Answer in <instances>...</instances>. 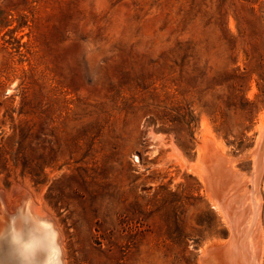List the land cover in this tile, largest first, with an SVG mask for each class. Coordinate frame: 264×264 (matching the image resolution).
Masks as SVG:
<instances>
[{
	"label": "rangeland",
	"instance_id": "obj_1",
	"mask_svg": "<svg viewBox=\"0 0 264 264\" xmlns=\"http://www.w3.org/2000/svg\"><path fill=\"white\" fill-rule=\"evenodd\" d=\"M263 116L264 0H0V206H40L63 264H225L215 161L264 264Z\"/></svg>",
	"mask_w": 264,
	"mask_h": 264
},
{
	"label": "bare ground",
	"instance_id": "obj_2",
	"mask_svg": "<svg viewBox=\"0 0 264 264\" xmlns=\"http://www.w3.org/2000/svg\"><path fill=\"white\" fill-rule=\"evenodd\" d=\"M261 121H262L261 126H260L261 136L259 139L258 147H257L256 152H255V156H256V159H255L256 163L255 164L256 165L258 164V162H260L261 158L264 157V146L261 147V144L263 143V138H264V116L262 117ZM262 148H263V150H262ZM217 159L219 160V158H217ZM221 163H223V162H221ZM211 165H212V173L209 171V168H207L205 166L204 162L199 165L197 170L205 181L207 179H209V181L211 182L210 184L213 187L210 189L209 192H211L214 200L217 201L216 206L222 212L225 221L227 222V224L229 225V227L231 229V233H232L231 239L228 243V246H227L225 253L223 252L224 258H225V259L224 258L223 259L225 260V264H259V259H261V258H259L261 256V254H260L261 249L260 248L262 247L261 246V240H262L261 238L262 237L260 234L259 224L257 222V216L259 217L258 212L260 210L259 209L260 199H259L258 195H255L256 193L254 191V192H250V195H248L249 196L248 201L244 202L246 199L245 195L240 198V196L237 195L238 191H234V193L232 195L227 193V196H225V199L222 202L220 200V197L218 196L219 194L217 192H215V190L213 188H216L214 185L218 181V179L223 178V170H226V169H224L223 166L220 165V163L217 164L216 161H215V163L212 162ZM258 166H259V164H258ZM260 171H261V169H260ZM256 178L258 180V175L253 176L252 182L253 181L255 182ZM217 183H219V182H217ZM21 191H23V190H21ZM24 192H21V193H24ZM23 195H25V194H23ZM221 198H223V197H221ZM36 199L41 201L38 196L36 197ZM1 203H2V201L0 200V205H1ZM249 203H250V205H251V203L253 205L250 207ZM236 204L238 205L237 208H236ZM5 205H7V204H5ZM9 205H11V204L9 203ZM35 205H37V204H35ZM35 205H34L33 201H30L28 204H26V207H27L28 212H30L31 215L33 216V218L36 221H38L40 219L39 213H42V209L40 206L36 207ZM0 207H1V209H4L2 206H0ZM14 208L16 210V207H14ZM1 209H0V231L3 228V224H4L3 223L4 219L1 217L2 216L1 215ZM50 219H53V218H50ZM40 221H42V220H40ZM256 222H257V225H255ZM46 233L49 236L47 244L50 243L49 246L51 248V256H52V258H54L56 256L55 246H54V243H51L52 239L50 238L49 232L46 231ZM59 236H60V233H59ZM223 253H222V255H223ZM219 258H220V256H219ZM219 258H217V259H219ZM3 261L5 264H8L7 261H5L4 259H3ZM49 264H54V261L51 259Z\"/></svg>",
	"mask_w": 264,
	"mask_h": 264
},
{
	"label": "water",
	"instance_id": "obj_3",
	"mask_svg": "<svg viewBox=\"0 0 264 264\" xmlns=\"http://www.w3.org/2000/svg\"><path fill=\"white\" fill-rule=\"evenodd\" d=\"M263 146L264 138L261 147ZM263 164L264 160L261 161L262 167ZM29 202V198H26L12 214L2 209L1 217L4 219V224L0 231V264H5L3 259L8 264H49L51 259L54 264H63V254L56 229L46 218L39 217V222L36 221L27 210L26 204ZM46 231L49 232L51 243L55 246L54 258L51 256L50 243L47 244L49 236Z\"/></svg>",
	"mask_w": 264,
	"mask_h": 264
}]
</instances>
